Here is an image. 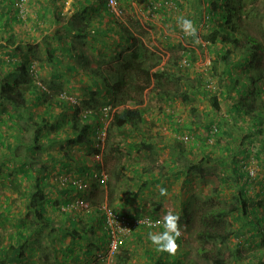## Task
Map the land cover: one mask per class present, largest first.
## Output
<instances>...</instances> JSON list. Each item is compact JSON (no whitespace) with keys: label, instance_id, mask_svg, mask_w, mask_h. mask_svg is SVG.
Returning a JSON list of instances; mask_svg holds the SVG:
<instances>
[{"label":"rangeland","instance_id":"rangeland-1","mask_svg":"<svg viewBox=\"0 0 264 264\" xmlns=\"http://www.w3.org/2000/svg\"><path fill=\"white\" fill-rule=\"evenodd\" d=\"M130 1L136 2L137 6L135 7L140 8L141 11L130 12L129 4L131 3L129 0H117V6L122 11L120 18L123 17L129 26H131L128 20L129 16L139 22L141 19L145 26H137L135 20H133L135 26L132 25L140 37L132 33L131 30L128 32L122 20L118 24L119 32L116 31L117 34L111 36L110 39L106 40L105 35H101L98 41L88 38L85 41V43L88 41V46L81 50L93 60L98 61L100 65L96 64L94 67L89 65L84 68L83 70L87 72L83 76L89 78L88 75L90 77L93 75L91 70L98 69L112 81V77L116 74L110 72L121 69L122 64L131 59L133 46L122 47L119 44L125 41V30L126 33H132L136 40L141 41L138 44L145 47L143 50H149L148 55L145 53L144 65L149 64L148 61L155 56L154 61L158 59L159 62L154 70L166 69L170 71L167 75L170 80L164 79L166 86L171 89L170 94H164L159 88H147L142 94H139L136 90L144 78L137 76L133 80L129 79L127 87L132 84L130 85V87L134 86L132 94L143 100L141 109L144 121L139 125V128L127 125L122 128H114L108 133L109 125L114 120L119 106L107 80L101 75L97 77V82L94 79L92 81L95 82H91V78L90 80L86 78L87 82L81 81L80 89L77 91L67 89L51 91V89L43 90L42 87H39L42 102L34 106V103L30 101L32 106L30 113H35L37 110L42 114V117L34 116L36 124L33 126L32 122L33 127L31 128L33 133L38 131L39 133H37L44 137L34 140L33 144L39 147L36 148L38 154L35 158L36 161L29 164V168L36 170L39 166H43L46 168L45 171L54 174L53 178L60 175L61 172L72 173L73 176L79 175L78 177L87 182L81 197L88 198L95 206L99 202L107 201L110 207L129 216H154V212H158L156 217H163L168 211H172L170 208L172 200L178 195L180 197L178 206H182V213L179 214V217L185 213L188 207L187 213L191 212L186 219L184 216L180 217L181 236L179 238L181 240L179 242L182 244L179 245L176 254H170L158 250L146 234L142 236V239L145 240L144 244L140 243L137 246L139 243L136 240L135 242L138 244L132 241L136 247L129 250L131 260L136 261L137 264H155V260H158L159 257L172 259L173 255L175 257L182 255V260L177 258L175 264H209L201 255L205 251L224 254L228 264H264V243L262 241L264 239V129L259 131L260 129L255 130L254 128L255 134H252L253 127L258 124L259 118L264 119V103L262 102L264 100V52L258 59L254 52L256 61L253 65L245 61L244 55L246 52L244 45L249 44V37L261 41L260 43L264 47V0ZM28 2L25 5V14L28 11ZM146 5L148 8L154 9L156 16L153 22L143 14L142 6ZM57 12L58 10L52 17L61 18L63 14L59 15ZM64 12L68 15V12L72 11L65 9ZM226 15H229L227 18H231L233 22L237 21L239 24L237 31L227 30L230 35H236L241 39L242 46L240 47H236L232 43H224L221 39L216 40L217 44L208 39L215 29H219L222 33L225 32L224 27L228 28L226 24L223 26V19ZM73 16L72 12L71 19ZM147 16L152 19L149 12ZM181 16L191 20L197 19L196 36L186 35L178 26L177 20ZM78 19L76 22L78 21L79 25L83 24L82 19L84 18ZM87 23L90 24L89 21ZM10 27L7 32L0 34L6 35L12 32L16 36L18 33L19 35L16 36L18 41L23 42L35 39V34L27 36L28 34H23L22 29L12 30ZM163 27L168 29L177 27L174 32L179 36V39L174 37L175 40H170L171 47H165L167 44L163 39L157 38V35L166 34ZM181 35L184 36V40L180 38ZM24 36L28 39L26 40ZM197 39L199 43L193 42ZM10 42L11 40L8 41V43ZM227 49H231L233 57L229 66L235 67L232 71V78H228L223 73L226 64L217 55L221 51L226 52ZM184 51L187 52V55H183ZM9 54L7 57L10 60ZM35 54L37 57V51ZM31 56V58L27 56L28 60H41L35 58L33 53ZM48 56L53 60L54 55L49 54ZM186 56L188 61L185 64ZM214 59L215 62L217 61L216 69L211 64ZM24 60V64L27 65L28 60L26 58ZM213 65L215 64L213 63ZM257 66L258 69H256ZM18 68L22 69L19 75L25 82L32 81L34 83V78H29L24 65L18 66ZM253 77L259 79L258 83L254 81L255 84H252L251 78ZM39 79L42 80L41 75ZM88 81L93 85L92 89L88 86ZM259 86L263 92L261 97L254 92L245 94L249 88L256 89L255 87ZM61 92L78 95L81 103L78 107L91 109V113L80 119L81 125L87 123L90 125L89 135L93 142L88 145H70L68 143V139L73 135L74 106L71 108L72 106L66 102V105L61 106L63 110H58L57 113L52 111L53 108L49 106L53 101H62L57 99ZM214 95L218 96L219 106L212 102ZM246 97L248 99L243 105L248 108L255 105V112L244 113L243 110H237L235 107ZM254 98L257 100L255 101ZM106 104L112 107V115L108 118L101 111L102 106ZM171 115L174 118L170 120ZM208 120L211 124H208L210 123ZM213 121L222 123L216 135L213 133ZM184 123L187 126H183ZM107 124L109 125L106 138L101 140L98 138L100 132L97 130ZM206 132L213 133L215 140L202 145V136L206 135ZM189 136L190 138L194 136V140H189ZM30 140H33L32 137ZM170 142L173 143L172 146H170ZM47 159L51 162L46 165L44 162ZM226 159L230 163L228 169L222 166V163H228ZM242 159L249 161L254 159L257 163L256 179L250 182L251 185L248 187L242 180L248 175V172L241 166ZM67 162L70 164H65ZM194 163L202 168L204 175H196L194 170L185 169ZM173 166L171 175L181 176L184 179L182 182L184 185L182 183L175 185L172 183L174 180H166L169 178V173L164 177L166 179L162 177L163 173ZM60 169L61 172H59ZM236 169L243 174V177H239ZM174 170H177V173ZM191 172L195 174L192 177L196 178V181L185 184L186 175H190ZM20 186L19 198L10 204V219H5V216H3L4 219H1L3 223L1 224L2 237L0 241L3 242V237V243L7 241L8 234L13 231V227L18 228V239L8 242V247L1 242L3 248L0 250V264H17L19 259L32 260L34 264H52L55 249L58 257L65 254L62 245L63 242H66V238H72L69 232L74 229V226L82 233H86V238L81 239L83 243H81L80 250L85 245L84 248L90 247L92 253L104 251L93 242L97 240V232L95 234L90 230L96 227L98 218L102 217L99 216L100 213L96 214L92 210L87 212L83 209V211H70L71 214H65L61 218L58 215L54 216L55 218H49L45 214L40 217L36 213L39 210V203L47 204L48 202L44 197L46 185L37 181L32 186ZM160 187L167 189V196L160 195ZM0 189L4 193L5 184L3 182L0 183ZM112 189L114 191L111 194L112 199H110L109 191L111 192ZM30 196L33 197L30 199ZM184 196L188 198L185 201ZM0 199L4 205L8 203L2 194ZM68 199L71 198L68 197ZM187 200L194 204L190 206L192 203L186 202ZM61 202L58 199L50 205L61 210L62 214L63 205ZM158 204L162 205L159 209H157ZM184 205L187 206L186 209H184ZM222 209L227 212H222L221 216H217V221L211 222L212 228L222 234L231 230L238 231L240 236L235 237L231 234L228 238H214V236L207 239L199 238V232L206 227L202 220L204 212L209 210L217 214ZM89 214H93L92 223L94 224L92 225L91 221L87 220L90 217ZM52 220L58 221V224H51ZM99 228L96 227V229ZM163 230L159 228L154 232ZM11 245L17 246L11 247ZM147 252L152 253L155 258L153 256L146 258ZM78 253L80 254V252ZM120 253L124 255L126 251L121 250L119 255ZM236 253H239V257H236ZM232 254H236V256L232 257ZM31 255L33 256L31 257ZM67 257L69 259L67 264H83L81 259L83 260L84 257L77 260L74 258L75 255L73 258L70 255Z\"/></svg>","mask_w":264,"mask_h":264},{"label":"crops","instance_id":"crops-1","mask_svg":"<svg viewBox=\"0 0 264 264\" xmlns=\"http://www.w3.org/2000/svg\"><path fill=\"white\" fill-rule=\"evenodd\" d=\"M17 1L18 0H0V33L7 32L8 27L11 26L10 28H12V30L22 29L24 35L28 34L27 36H29L35 34V39L32 38L27 40L28 37L26 38L24 36L27 41L23 42L18 41V38L16 37L19 35L18 33H16V36H14L12 32L6 35L0 34V78H4L0 79V86L9 76L8 82H10L12 86L16 85L17 88L23 90L24 93L23 98L18 99L16 103H14L11 99L0 98V183L3 182L5 184L4 193L2 192V189H0V196L1 194L4 195V199L8 201V203L4 205L0 199V238L2 237L1 224L3 223L1 222V219H4L3 216H5V219L7 220L10 219V204L15 202V199L19 198V185H21L20 187L23 185L32 186L37 181L46 185L44 189V197L48 200V202L47 204L44 202V214L49 218H55L54 216L57 215L61 218L65 214H71L72 212H63L61 214V210L54 208L50 204H53V202H56L58 199L64 201L66 198L76 193L74 190L69 189V185L61 182V176L57 175L53 178L54 174H50L45 171V167L39 166L36 170H31L29 168V164H31L32 161H36L35 158L38 154L36 148L39 147L33 144L34 140L38 137L39 140L44 137L42 134H38V131L34 133L32 132L31 127L36 124L34 116L40 118L42 117V114H40L37 110H35V113H30V110L32 109L30 101H32L35 106V104L38 105L42 102V97L40 96L41 93H39L38 86H36L32 81L27 83L25 80H21L17 85L16 79L12 78V76L19 78V80L22 79L19 75V73L22 72V69L18 68L19 64L17 66H12L14 64H9V61L7 62L8 54L12 52L9 56L10 59H13L14 61H25L24 59L26 58L27 60V56H30L31 58V54L33 53L35 58L41 59L34 61H37L40 66L43 83L51 89V91H56L58 89L77 91L80 89L81 81L87 82L85 80L87 76H83L86 70L83 69L89 67V65H92L93 67L96 66V64L100 65L98 61L93 60L88 54L81 50L85 46H88V41L85 43L88 38L98 41V38L101 35H105L106 40L110 39L111 36L117 34L116 31L119 32L118 24L119 22H122V20L124 21V26L127 28V31L131 30L135 35L138 34L132 27V25L135 26L133 20H135L137 26H145V24L141 22V19L139 22L132 16H129L128 18L131 23V26H129L123 17L118 18L111 13L104 0H29L27 5L28 11L25 16H22L19 12L16 5ZM129 3H131L129 4V8L131 9L130 12H137L138 10L141 11L140 8L135 7L137 6L136 2L129 0ZM146 6H142L144 9V16L147 17L148 20H151V22L155 21L154 18L156 15L153 9L148 8V5ZM65 9L73 12L74 16L72 19V12H68V15H66L67 13L65 14L64 12ZM56 10H58L57 14H63L61 18L52 17L56 13ZM194 10H196V8H194ZM148 12L152 19L148 18ZM82 17L84 18L82 19L83 24L79 25L76 20H79L78 18ZM85 21L86 23L84 24ZM88 21L90 24L87 23ZM192 21L195 25H197L196 18ZM147 22L154 25V23H150L149 21ZM88 25H90L89 28H86ZM175 29H177V27H171L169 29L167 27H163L166 34L162 33L157 35V38H162L167 44L165 47H169V42L170 40H175L174 37L179 39V36L175 35ZM124 32L125 37H129V33H126L125 30ZM66 36H69L70 38L68 39ZM180 38H183L182 40L185 39L183 35H181ZM10 40L11 42L8 43ZM46 40L48 41L46 42ZM80 46L82 47L79 48ZM36 51L39 54V56L37 54V57L35 54ZM49 54L54 55L53 60L49 58ZM57 59L60 60V63ZM28 61H30V59ZM13 72L14 74H12ZM29 78L31 77L29 76ZM90 78L92 82V77L89 76L87 79L90 80ZM88 86L91 89L93 87L89 81ZM33 95H35V98H33ZM56 102L57 101H53L49 105L53 108L52 111L55 113H57L58 110H63ZM20 104L24 106L20 107ZM63 105L66 104L64 103ZM31 137L33 140H30ZM49 162H51V160L47 159L44 164L47 165ZM65 164L70 163L67 162ZM190 167H186L185 169L190 170ZM173 168L174 166L169 169V176L171 175ZM50 169L51 168L49 167V170ZM59 172H61V169ZM174 172L177 173V170H174ZM64 174H66V172H61V175ZM68 174L73 175L72 173ZM191 174L189 176H191ZM169 180H174L173 182L175 185H179L184 181L181 176L173 179L170 178ZM31 197L33 196H30V199ZM170 208L171 210L181 211L180 205L178 206V203L174 200H172ZM162 209L165 210V208ZM89 215L90 217H88L87 220L88 222L91 221L92 225L94 224L92 223L93 214ZM99 219L100 218H98L97 222V225L99 226L96 225V227L101 226V220ZM17 230V227H13V231H10L5 243H3V237V242L0 241V250L3 248L2 243L8 247V242L18 239ZM148 230L149 229L147 228L146 230L142 229L139 232H136L132 241L135 242L136 240L139 243L135 242L138 244L137 246H139L140 243L144 244L145 240L140 236L146 235ZM65 240L66 242H63L62 245L64 253H67L69 249H74L75 253L73 255L69 254L72 256L71 258H73L74 255L83 256L86 248H84L85 245H83L82 250L79 249L82 246L81 243H83L81 238L76 237L72 239L68 237ZM135 243L131 242L127 248L130 250L134 249L136 247ZM12 246L16 247L17 245H11V247ZM87 250H90V247ZM78 252H80V254ZM145 257L150 258L149 254H145ZM67 258L68 257L63 260L64 264L69 263V259Z\"/></svg>","mask_w":264,"mask_h":264},{"label":"trees","instance_id":"trees-1","mask_svg":"<svg viewBox=\"0 0 264 264\" xmlns=\"http://www.w3.org/2000/svg\"><path fill=\"white\" fill-rule=\"evenodd\" d=\"M232 14H233V12H232ZM228 16L229 15L224 16V18L226 20L223 19L224 20V22H223L224 25L223 26H225V24L228 25V28L226 26L224 27L226 29L225 32L222 33L219 29H215L214 32H212L211 35H209L208 39L212 40L216 44H217L216 40L219 41L221 39V41H223L224 43H227V44L228 43H232L236 47H240V46H242L241 45V39L236 37V35L235 36L234 35H230L228 30H227V29H229V30L232 29L233 31H237V29L239 28V24H238L237 21L233 22V20L231 18H227ZM124 38H125V41L124 42H120L119 44L122 47H126V46H129V45L133 46V49L131 51V59L129 61H125L122 64L121 69H119V70H117L115 72H110V70H108L111 74H116L115 76L112 77V81H111V79H109L108 76H104L102 74L103 72L101 70H98V69H96V70L94 69L93 71L91 70L93 75L97 72L94 76L93 75L91 76L95 81H96L97 77L100 76V75L102 76V78L107 80L108 86L113 91V94L115 95V98H117V102L116 103H117V105L119 107L117 108L118 110H117V112L115 114L114 120L111 121V123L109 125L108 133H110V131L113 130L114 128H122V127L127 126V125H130L133 128H136L138 126V128H139V125L144 121V118H143L144 114H143V111L141 109V104L143 103V100L140 97H135L134 94H132L131 91L134 88V86L130 87V85H132V84H130L129 87H127L129 79L133 80L137 76H142L144 78V81L141 82L138 85V88H137L138 90H136V92L139 93V94H142L147 88H152V89L153 88H155V89L159 88V89H161V91L164 94H170L169 92L171 90L164 83V79L165 78L168 81L170 80V77L167 76L170 73V71H168L166 69H155L154 70V68L157 67L158 62H159L158 59H157V61H154V59L156 58L155 56H154L153 59L148 61L149 64L144 65L143 61L145 59V53H147V55H148L150 53L149 50L148 51L143 50V48H145V47L143 45H139L138 44L141 41L136 40V38L134 37V35L132 33H129V37H124ZM249 40H250L249 44L247 46L244 45L245 51H246L244 55H245V61H247L248 64L253 65V64H255L254 62L256 61V59L261 57V53L264 52V47L262 46V44L260 43L261 41H259V40L253 39L251 37H249ZM169 46L171 47V42H169ZM151 52H153V51H151ZM254 52L257 54L255 56L256 59H255V57L253 55ZM186 55H187V53H186ZM217 55L226 64V67L223 68V73L225 75H227L228 78H232L233 77L232 71L235 69V67H233V65L231 67L229 66L231 61H233L232 60L233 57H232L231 49H227L226 52L221 51L220 53H217ZM57 61L60 63L59 59H57ZM7 62L9 64H14L12 66H17L18 64H21V65H19V67H21V66L24 65L25 69H26V73L29 74V76L31 78H34V83L39 88V85L36 84V81H35V79L36 78H40V75H41L40 66H39L37 61L35 62V61H32V59H30V61L27 62V65L24 64L25 63L24 61H14L13 59H10V60L7 59ZM190 62L192 63V61H190ZM216 62H215V59H214V61L212 60V62H211V64H212L214 69L217 68ZM213 63L216 66L213 65ZM234 65H236V63H234ZM182 66H184L183 63H182ZM256 69H258V66L256 67ZM85 72H87V71H85ZM128 73L130 74L129 76L127 75ZM12 74H14V72ZM7 75H9V74H7ZM88 76H90V75H88ZM115 77H116V79H115ZM12 78L16 79L17 85H18V82L23 80V79L19 80V78L15 77V76L14 77L12 76ZM251 79L253 80L252 84L258 83L259 79L257 80L254 77L251 78ZM8 81H9V76H8L7 79L4 80V82L0 86V98L11 99L14 103H16L18 101V99H22L23 98V94H24L23 90L18 89L16 85L12 86V84H10V82H8ZM95 81H92V82H95ZM254 81H255V83H254ZM153 82H154V84H153ZM255 88L256 89H254L253 87L249 88L245 92V94H249L251 92H254L256 95L261 97L263 92H261L260 86L259 87H255ZM247 99L248 98L246 97L243 102L241 101L240 104H236L235 107L237 108V110H240V111L243 110L244 113H249L251 111L255 112L256 111L255 105H253V106L251 105L250 108L246 107V105L245 106L243 105V103ZM254 100L256 101L257 99L254 98ZM57 102L56 103L60 107L65 103V102H63V100L61 102H59V101H57ZM212 102L216 106L220 105V102L218 101V96L214 95ZM262 102L264 103V100H262ZM19 106L23 107L24 105L20 104ZM263 106H264V104H263ZM81 111H82V109H80L79 107H75L74 117H73V135L68 139V143L70 145H77V144L88 145L90 142H93L92 138H90V135H89V130H90L89 127H90V125L88 123L84 124V125H81V123H80V119L82 118V114L80 115ZM258 113H260V112H258ZM173 118L174 117L172 115H171V117H169L170 120L173 119ZM208 122H210V121L208 120ZM208 124H211V122L208 123ZM183 126H187V125H185V123H184ZM221 126H222V123H217V122L213 121V126L212 127H216L217 128V130H216L214 135L217 134L218 129ZM254 128H255V130H257V129L259 130L260 129L259 131L263 130L264 129V119L259 118L258 124H256L255 127H253V131H252L253 135L255 134ZM209 136H210L209 132H206V135L202 136V142H201L202 145L204 143L205 144L209 143V138H210ZM179 140L182 142L181 139H179ZM189 140L193 141L194 140V136H192L191 138L189 136ZM185 141L187 142V140H185ZM169 144H171L170 146L173 145V143H171V142ZM226 161H227V159H226ZM222 164H223L222 166L224 168H227V169L229 168V165H230L229 162L228 163H222ZM188 167H190L189 171L194 170L196 175H204V172H203L202 168L200 166H198L197 164H195V163L194 164H190ZM168 170L169 169H167L166 172L163 173V176H162L163 178L165 176H167V174L169 173ZM235 171H236L237 174H239V177H243V174H241V172L238 169H236ZM195 174L192 173L191 176L186 175L185 184H188L190 182L193 183L194 181H196V178L192 177V175H195ZM175 177H178L177 174L170 175L168 179H166V178H164V179L169 180L170 178L173 179ZM248 178L250 180L256 179V177L252 178L251 175L249 174V172H248ZM170 181H172V180H170ZM172 183H174V182H172ZM69 186H70L69 189L74 190V192H79L72 182H70ZM36 188H38V187H36ZM113 191H114L113 189L111 190V192L109 191L110 199H112V195L111 194L113 193ZM179 198L180 197L178 195L175 196L174 197V201H176L178 203L179 202ZM183 198H184V201L186 199H188L185 196ZM69 200L70 199L66 198L64 201L61 202V204L65 206V204H67L69 202ZM186 202L192 203V204H190V206H192L194 204V202H191L190 200H187ZM36 205H38L37 202H36ZM244 205H246V203H244ZM38 206H39V210H37V207H36V210H37L36 213H37L38 216L43 217L44 216V212H45L44 204L41 202V204L39 203ZM186 208H187V206L184 205V209H186ZM188 208L186 209L185 213L183 215H181L180 217L184 216V218L186 219V217L191 213V212L189 214L187 213ZM180 209H181V211L172 210L171 212H173L174 214L179 215V214L182 213V206L181 205H180ZM95 211L99 212L97 209H95ZM222 212H227V211L222 209V210L218 211L217 214L212 213L209 210L204 212L202 220H203V224L206 227H205V229L203 231L199 232V238L207 239L210 236H214V238L215 237L228 238L231 234H233V236H235V237H239L240 236V233L238 231H234V230H231V231H229V232H227L225 234L218 233L217 232L218 230L214 231V229L212 228L211 222L212 221L215 222L217 216H221L220 214ZM99 218H100L99 220H101L100 228L96 229V227H93L90 230L93 233H95V234L97 232V235H98V236H96L97 240L93 241L94 244L99 246V248H102V249H104L106 251L107 250V241H108L107 240V232L108 231H107V228L103 224V217H99ZM93 220H94V218H93ZM50 223L55 225V224H58V221H53L52 220ZM179 223H180V221H179ZM59 225H60V223H59ZM147 228L149 229L147 231L148 233L150 231L153 232V231H156V229H159V228H149V227H147ZM147 228L144 227L143 229L146 230ZM160 228L163 229V226H161ZM235 230H238V229H235ZM69 233L72 236V238H76V237L77 238L79 237L81 239H83V238L85 239L86 238V235H85L86 233L85 234L82 233L80 231V229L76 228V226H74V229L70 230ZM148 233H146V234H148ZM65 234H66V232H65ZM140 237L142 238V235ZM179 240H181V238H178V240H177L178 245L182 244V243L179 242ZM262 241L264 243V239ZM90 244H92L91 241H90ZM122 250H125L126 253L124 255H122L120 253V255L117 256L115 264H137V263H135L136 261L133 262L131 260V255H130L129 250L127 248H123ZM16 251H18V250H16ZM68 252H70V253H66L65 252V254H61L58 257L57 251L55 249L54 253H53L54 261H53L52 264H64L61 261H63L69 254L73 255L75 253L74 249H69ZM61 253H63V252H61ZM147 253L149 254L150 258L152 256L154 257V255L152 253H149V252H147ZM236 254H237V256H236ZM236 254H232V257L233 256L239 257V253H236ZM201 255L204 258V260L207 261L209 264H228V260L225 258L224 254L214 253V251H205ZM32 256L33 255H31V257ZM92 256H93V253L90 250L86 249V252H85V254L83 256L77 255L74 258L77 260V259H81V257H84L83 260L81 259V262L83 264H88V263L92 262V259H90ZM172 257H173L172 259L167 258V257H161V258L159 257L158 260H155V264H175L174 262L177 261V258H180V260H182V255H176V257H175V255H173ZM46 258H48V257L46 256ZM22 262H26L27 264H34L32 262V260L27 261L25 259H21V260L19 259L17 264H21Z\"/></svg>","mask_w":264,"mask_h":264},{"label":"built area","instance_id":"built-area-1","mask_svg":"<svg viewBox=\"0 0 264 264\" xmlns=\"http://www.w3.org/2000/svg\"><path fill=\"white\" fill-rule=\"evenodd\" d=\"M29 0H19L18 8L22 16H25L24 13L25 5ZM107 4L111 10V12L118 16L120 15V10L117 8V0H107ZM186 63V60L184 61ZM34 70V69H33ZM39 83V82H38ZM103 115L105 117H111L112 115V107L111 105H104L101 109ZM90 113L92 111H89ZM107 127H103L98 132L99 139L104 140L107 135ZM214 134L217 130L214 127ZM213 133L210 134L209 141L214 139ZM100 142V140H99ZM249 163L245 166V169L251 177H255L257 163L253 159L252 161H248ZM61 182L63 183H70L72 182L78 191H83L87 185L84 179L74 177L70 174H64L60 177ZM252 181V180H250ZM83 209L90 212L93 209H97L103 217L104 226L107 228L108 237H109V244L106 251H101L96 254V258L92 260V262L88 264H112L115 259V254L118 249L131 237L133 234L140 230L143 226L150 227L149 224L151 223V227H156L158 225L154 224L156 220L150 216H142V217H130L125 213L116 211L112 207L109 206L107 201H102L99 205L95 206L92 204V201L85 199L81 196H74L65 206H62L63 212H76V211H83ZM21 264H27L26 262H22Z\"/></svg>","mask_w":264,"mask_h":264},{"label":"clouds","instance_id":"clouds-1","mask_svg":"<svg viewBox=\"0 0 264 264\" xmlns=\"http://www.w3.org/2000/svg\"><path fill=\"white\" fill-rule=\"evenodd\" d=\"M18 2L16 3L17 7H18ZM104 2L106 3L108 9L110 10L108 4H107V0H104ZM155 6L153 5V8ZM118 8V6H117ZM119 9V8H118ZM19 10V8H18ZM120 10V9H119ZM111 11V10H110ZM154 11V9H153ZM20 12V11H19ZM120 12L122 13V11L120 10ZM112 13V12H111ZM113 14V13H112ZM114 15V14H113ZM115 17H118L120 18V15L116 16L114 15ZM177 23H178V26L182 29V31L186 34V35H190V36H196L197 34V28L194 24V22L191 20V19H188L186 17H178V20H177ZM196 43H199V40L197 39L195 41ZM185 53V54H184ZM186 51L183 52V55H186ZM182 55V56H183ZM186 60V62L188 61L187 60V56H186V59H184V61ZM186 64V63H185ZM36 81V84L39 85V87H42L43 90H48L49 88L44 84L42 83L43 81L40 80L39 78H36L35 79ZM39 82V83H38ZM57 98L59 100H63V102L65 101V103L67 102L69 106H72L71 108H74L75 107H78L81 105L80 103V98L78 95L76 94H68L67 92H61L59 94V96H57ZM107 105V104H106ZM104 106V105H103ZM91 111V109H82L80 115L82 114L83 117H86ZM109 125V124H108ZM108 128V127H107ZM98 132V130H97ZM215 140V137L214 139H212V142ZM210 143V141H209ZM249 160L246 159H242L241 161V166L245 169V166L249 163L248 162ZM246 170V169H245ZM247 171V170H246ZM68 174V173H66ZM59 176H62L61 174ZM73 176V175H72ZM74 177H77V178H81V177H78V176H74ZM82 179V178H81ZM248 175L246 176V178L244 177L242 180L244 181L245 185L248 187L250 184V179L248 180ZM70 183H66V185H69ZM243 185V186H245ZM63 186V185H62ZM245 186V187H246ZM246 187V190H248ZM77 189V188H76ZM84 191V190H83ZM83 191H79V192H76L74 194H72V196H70V198L72 199L74 196H83L81 193ZM160 191V195L161 196H167V189L164 188V187H160L159 189ZM70 199V200H71ZM85 199H88V198H85ZM89 200V199H88ZM108 200V199H107ZM91 201V200H90ZM101 202H99L100 204ZM93 204V203H92ZM98 204V205H99ZM97 206V205H96ZM159 207H162L161 204H158L157 205V209H159ZM156 209V210H157ZM92 211H94L96 214H99L100 212H97L95 211V209H93ZM124 213V212H123ZM158 214V212H154V216L152 215H139V216H134V215H131L130 217H142V216H150L154 219H160V220H156L154 222V224L158 225L156 227H151L152 224L150 223L149 224V228H160L161 226H163V231L162 232H149L148 233V239L151 241V243L153 245H155L157 247L158 250L160 251H163V252H168L170 254H175L179 245L177 243V240L178 238L181 236V230H180V224H179V221H180V217L179 215L177 214H174L173 212L171 211H168L163 217H156ZM99 216H102L101 214ZM129 216V215H128ZM104 224V222H103ZM144 227L147 228V226H143L140 230H142ZM140 230H137L136 232H139ZM136 232L133 234V236H131L119 249L118 251L116 252L115 254V259H114V262L112 264H115L116 263V259H117V256L119 255L118 253L123 249V248H127V246L132 242L133 240V237L134 235L136 234ZM107 248H108V244H109V237H108V232H107ZM128 249V248H127ZM130 250V249H128ZM105 251V250H104ZM98 253V252H97ZM97 253H93V256L90 258L92 260H94L96 258V254Z\"/></svg>","mask_w":264,"mask_h":264}]
</instances>
